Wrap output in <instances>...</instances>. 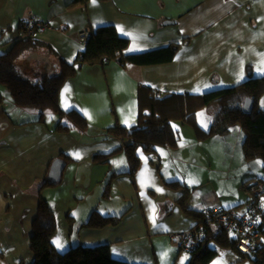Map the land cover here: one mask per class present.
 Listing matches in <instances>:
<instances>
[{
	"label": "crops",
	"instance_id": "1",
	"mask_svg": "<svg viewBox=\"0 0 264 264\" xmlns=\"http://www.w3.org/2000/svg\"><path fill=\"white\" fill-rule=\"evenodd\" d=\"M73 1L0 0V50L26 37L21 24L30 18L48 25L34 34L39 42L25 52H42L43 63L34 75L49 68L58 73L61 60L74 63L85 49L79 33L86 28L115 25L129 38L130 53L180 46L171 60L128 68L116 61L86 64L68 77L59 92L60 107L81 110L88 129L57 130V117L54 125L48 123L51 113L41 121L38 109L18 106L0 84V264L33 263L29 244L39 193L56 217L53 243L60 252L77 245L109 244L115 258L130 264H189L191 253L172 238L198 223L179 203L187 189L192 210L222 207L244 212L250 197L246 181L252 174L264 178L259 166L246 163L244 132L232 127L226 135L198 139L192 125H181L176 147L152 153L139 149L135 181L128 173L119 174L106 194L109 177L127 172L130 163L122 140L107 139L105 131L138 123L140 84L159 95L203 94L264 75V0H87L71 6ZM98 154H108L109 162L94 161ZM57 158L66 161L59 183L43 187ZM216 161L238 166L231 186V176L224 178L232 188L224 195L214 183L222 171ZM165 180H178L187 188L170 187ZM242 190L249 193L244 208L239 207L242 201L231 202L239 192L244 195ZM228 195L236 200L228 201ZM95 210L123 217L117 225L93 228L87 222ZM240 259L237 249L222 248L210 264H254Z\"/></svg>",
	"mask_w": 264,
	"mask_h": 264
},
{
	"label": "trees",
	"instance_id": "2",
	"mask_svg": "<svg viewBox=\"0 0 264 264\" xmlns=\"http://www.w3.org/2000/svg\"><path fill=\"white\" fill-rule=\"evenodd\" d=\"M87 0H74L71 6L85 4ZM27 20L21 24L23 35L26 37L15 41L12 47L0 53V84L7 87L14 102L20 107L36 108L40 111L41 121L49 113L57 115L56 129L69 131L71 129H88L89 123L81 110L74 108L63 111L59 104V92L65 80L73 76L76 70L84 65L100 64L105 66L111 61L118 62L123 68L129 66H142L156 61L171 60L176 54L180 44L173 43L167 47L142 53H130L128 47L130 40L121 35L115 25L107 24L92 29V34L85 41V49L79 54L74 63L61 60L56 74L35 75V79L28 78L20 70L17 63L19 57L38 44L34 34L26 25ZM264 95V75L250 76L240 84L214 89L203 94L169 93L159 95L145 84H140L138 91L139 117L138 123L131 127L117 124L106 129L105 137L122 140L123 147L128 155L130 169L127 172L113 173L107 180L106 194L112 180L119 174L128 173L135 181V176L141 164L138 150L146 153L157 152L160 148L176 147L180 141V133L174 128V121H182L194 127L198 139H206L215 135H226L232 127L240 125L244 131L243 151L248 162L259 166L264 175V108H260V100ZM254 100L252 111H244L246 98ZM216 107L217 112L209 128H203L197 121L198 112L204 108ZM108 154L94 156V161L107 163ZM264 182V178L252 174L250 182ZM59 181L46 179L43 187L57 185ZM165 183L174 188L185 187L178 180ZM191 190L187 189L179 200L184 211L197 218L198 223L191 229L204 232L201 241L191 253L189 264H210L222 248H234L240 251V261L249 260L254 264H264V239L257 247L248 253L241 251L237 239L228 233L221 225L206 220L203 211H195L187 206ZM264 197V195H263ZM38 214L33 220V233L30 237L29 248L34 254L32 264H130L115 258L111 253L109 244L95 246L77 245L60 252L52 237L56 232V217L48 202L39 193ZM250 199V197H249ZM248 199V201H249ZM247 201V202H248ZM264 210V209H263ZM123 215L105 216L99 211H93L87 225L93 228H102L117 225ZM261 233L264 236V211L261 221ZM22 264H24L22 262Z\"/></svg>",
	"mask_w": 264,
	"mask_h": 264
},
{
	"label": "built area",
	"instance_id": "3",
	"mask_svg": "<svg viewBox=\"0 0 264 264\" xmlns=\"http://www.w3.org/2000/svg\"><path fill=\"white\" fill-rule=\"evenodd\" d=\"M26 25L31 31L37 32L43 31L48 26L46 22L35 18L28 19ZM91 34L92 29L90 28L80 31V40L85 42ZM248 186L250 199L244 212L235 208L222 207H206L203 210L206 220L223 226L228 233L237 239V247L245 253L257 247L264 239L260 228L264 211V182H250ZM203 236L204 232L198 229H189L172 235L180 248L189 253L193 252Z\"/></svg>",
	"mask_w": 264,
	"mask_h": 264
},
{
	"label": "rangeland",
	"instance_id": "4",
	"mask_svg": "<svg viewBox=\"0 0 264 264\" xmlns=\"http://www.w3.org/2000/svg\"><path fill=\"white\" fill-rule=\"evenodd\" d=\"M0 52L3 53L5 51L0 50ZM22 60H23L22 64L19 65L20 70L26 76L30 77L31 79H35L36 77H35V75L33 73L34 70L36 69L35 67L36 66H40L43 63L42 52L41 51H35V50L28 51L27 53L24 54ZM31 63H33V64H31ZM56 73L57 72L54 71L53 68H51V69L49 68V69H46L45 71L39 72L38 75L41 76L43 74H56ZM259 107L260 108H264V98L261 99L260 104H259ZM35 111H37V112H35V114H33V115L35 116L37 114L36 116H38L39 115V111L38 110H35ZM216 112H217V110H214L213 107H211V108H204V109H202V110H200L198 112V114L196 116V119H197L198 123L203 128L207 129L213 123V120L215 119V116H216ZM54 115L55 114L51 113V115H49L47 117L48 123L50 125H54L55 124L54 117H57V116H54ZM29 118H33V117L29 115ZM181 125H184L182 121H174L173 122L174 128H179V126H181ZM185 125H186V127L191 128L189 125H187V124H185ZM235 127H237L238 129H241V131H243L240 125H236ZM191 129H193V128H191ZM234 135L236 136V135H238V133H235ZM239 144L242 145L241 138H239ZM226 148L232 150L234 147H233L232 144L231 145H227L226 144ZM219 149L222 150V151L224 150V147L222 145V142L220 144ZM237 149H241V148L240 147H237ZM255 161H261V160H254V162H246V163H250V165H252V166L254 165L253 163H260V162H255ZM215 165L222 166V171L221 172H218L216 174V176L219 177V180H217V182H214V183H215V185H218L219 186L220 190L222 191V193L224 195L226 192H228L229 190L232 189V188L231 189L228 188L229 185L225 182L224 178H228L229 176H231V178H230V186H231L234 183V179L237 176V172H234V171H235V168H238V166L235 163H231L230 164V163L218 162V161L215 162ZM232 168H233V171H229V169L231 170ZM242 191H243L244 195L241 194V192H239V194L238 195L236 194L237 196H235V197H238L237 201H231V202H239V201L241 202L242 201V204L239 207L244 208V205H245V203L247 201V198H248L249 193L246 190H242ZM232 197L233 196L228 195L227 196V198H228L227 200L229 201L230 198L232 199ZM232 200H236V199L233 198ZM263 201H264V198H263ZM54 236L55 235H53V237H52V242H53Z\"/></svg>",
	"mask_w": 264,
	"mask_h": 264
},
{
	"label": "water",
	"instance_id": "5",
	"mask_svg": "<svg viewBox=\"0 0 264 264\" xmlns=\"http://www.w3.org/2000/svg\"><path fill=\"white\" fill-rule=\"evenodd\" d=\"M254 108V100L252 98H246L244 102L243 109L244 111L250 112ZM66 161L62 158H57L53 161L49 176L51 177L52 180L58 181L61 178L63 169L65 167Z\"/></svg>",
	"mask_w": 264,
	"mask_h": 264
},
{
	"label": "snow or ice",
	"instance_id": "6",
	"mask_svg": "<svg viewBox=\"0 0 264 264\" xmlns=\"http://www.w3.org/2000/svg\"><path fill=\"white\" fill-rule=\"evenodd\" d=\"M58 243V242H57Z\"/></svg>",
	"mask_w": 264,
	"mask_h": 264
}]
</instances>
